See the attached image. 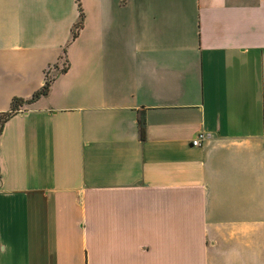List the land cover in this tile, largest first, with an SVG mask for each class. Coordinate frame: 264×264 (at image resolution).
Listing matches in <instances>:
<instances>
[{
    "label": "crops",
    "instance_id": "0c3cea01",
    "mask_svg": "<svg viewBox=\"0 0 264 264\" xmlns=\"http://www.w3.org/2000/svg\"><path fill=\"white\" fill-rule=\"evenodd\" d=\"M79 2L0 0V264H264V0Z\"/></svg>",
    "mask_w": 264,
    "mask_h": 264
},
{
    "label": "trees",
    "instance_id": "16d2710c",
    "mask_svg": "<svg viewBox=\"0 0 264 264\" xmlns=\"http://www.w3.org/2000/svg\"><path fill=\"white\" fill-rule=\"evenodd\" d=\"M78 10H79V17L74 24L73 30H72V38H75L78 34L79 29L83 25V19H84V13L81 8L80 2L78 0ZM64 59V58H62ZM55 68V67H54ZM68 68V64L66 63L64 59V63L61 68H59V72H65ZM57 70V69H56ZM55 71V70H54ZM57 71V72H58ZM54 79V75L50 74V71L46 73L44 84L41 88L36 90L30 98H21V97H13L10 103V108L7 111L0 112V134L2 132L4 123L7 121L9 117H11L13 114H15L21 107H23L26 104H30L37 99H39L41 96L47 95L50 89L51 82ZM138 125L140 127V132L143 135L144 132V119L143 116H139L138 118Z\"/></svg>",
    "mask_w": 264,
    "mask_h": 264
},
{
    "label": "built area",
    "instance_id": "2783aa9c",
    "mask_svg": "<svg viewBox=\"0 0 264 264\" xmlns=\"http://www.w3.org/2000/svg\"><path fill=\"white\" fill-rule=\"evenodd\" d=\"M50 68V67H49ZM207 137V134L205 132H200L198 135H196L192 139V144L195 146H200L202 144V141Z\"/></svg>",
    "mask_w": 264,
    "mask_h": 264
}]
</instances>
